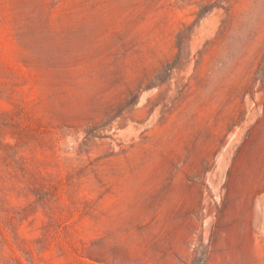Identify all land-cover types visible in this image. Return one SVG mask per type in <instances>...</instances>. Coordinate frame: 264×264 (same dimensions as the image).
<instances>
[{
	"label": "rangeland",
	"instance_id": "obj_1",
	"mask_svg": "<svg viewBox=\"0 0 264 264\" xmlns=\"http://www.w3.org/2000/svg\"><path fill=\"white\" fill-rule=\"evenodd\" d=\"M42 3L0 0L1 121L46 126L0 143V264H264V0Z\"/></svg>",
	"mask_w": 264,
	"mask_h": 264
},
{
	"label": "trees",
	"instance_id": "obj_2",
	"mask_svg": "<svg viewBox=\"0 0 264 264\" xmlns=\"http://www.w3.org/2000/svg\"><path fill=\"white\" fill-rule=\"evenodd\" d=\"M42 6L44 10L47 12L48 16V23L50 33H61L63 29L61 28L62 20L64 16H70L72 14V11L74 10V4L73 0H57L56 4L52 6L53 9L50 10V0H42ZM50 10V11H49ZM53 10L57 11V14L53 16ZM59 23V26L57 27L56 24ZM63 26V25H62ZM116 28L112 29V35H116ZM21 118L18 119V122L12 125L6 126L1 121L0 118V135H2V139L0 138V143H3L4 137L7 136V130L11 127L13 129H16L15 132L11 133V138L14 141V144L12 146H9L8 144H3V149H15L17 152L22 151L23 153L28 152L29 145L26 141V135L33 134L36 137L40 136L44 133V129L46 128L45 125H41V120L39 118H36L35 115L32 112H27L26 108L23 106L21 108ZM16 161L12 160V164L14 165L15 169H18L19 172H21L22 176H25L26 169L24 167L27 165H30V162L32 159L26 155V156H18L16 153ZM8 156L4 155L3 162H6L8 160ZM13 169V170H15ZM12 170V171H13ZM50 190L56 191L57 187H50Z\"/></svg>",
	"mask_w": 264,
	"mask_h": 264
}]
</instances>
